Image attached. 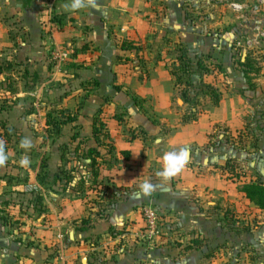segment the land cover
Segmentation results:
<instances>
[{
    "label": "crops",
    "instance_id": "0c3cea01",
    "mask_svg": "<svg viewBox=\"0 0 264 264\" xmlns=\"http://www.w3.org/2000/svg\"><path fill=\"white\" fill-rule=\"evenodd\" d=\"M67 3L0 0V60L12 63L0 73V122L9 130L0 264H264V209L239 191L248 182L264 186V84H248L232 65L236 45L215 47L233 33L229 0L208 1L198 20L182 0H96L71 13ZM123 41L133 46L122 49ZM179 44L190 58L215 59L205 81L220 100L199 94L207 109L194 118H186L166 63ZM53 47L65 63L52 58ZM47 113L73 120L57 132ZM94 120L103 123L99 143ZM25 138L30 149L20 147ZM185 146V169L158 177L163 153ZM89 149L97 153L92 166L83 156ZM25 155L28 166L20 164ZM41 164L49 188L38 182ZM144 180L155 191L138 196ZM146 205L162 228L152 239Z\"/></svg>",
    "mask_w": 264,
    "mask_h": 264
},
{
    "label": "trees",
    "instance_id": "16d2710c",
    "mask_svg": "<svg viewBox=\"0 0 264 264\" xmlns=\"http://www.w3.org/2000/svg\"><path fill=\"white\" fill-rule=\"evenodd\" d=\"M53 20H57L58 17L56 15L53 16ZM180 45V44H179ZM122 49H129L130 46H133L132 43L123 41L121 43ZM174 50V49H173ZM174 57V60H172L171 65L169 66L171 68V73L175 79V82L180 85L181 90V96L184 99V101L189 102L191 109V118H194L195 116V98L199 94L208 96L212 102L213 105H217L220 100V94L218 92V89L211 85L210 83H207L204 80V76L208 75L209 73V67L204 63V60L200 58V56H195V60H192L187 55L186 48L183 46H177L172 52ZM208 57V56H207ZM240 70L244 74V77H246V82L248 84H251V77L250 74H257L259 72L258 67L254 66V61L252 57L247 54L245 56L244 61H238ZM12 66V63L6 60H0V73L5 72L6 70H9ZM8 90L13 93L14 87L12 84L7 85ZM189 92L193 93V96L190 97ZM189 95V96H188ZM57 113H61L64 115V111H57ZM46 124L52 125L53 129L57 132L59 131V125L65 124L68 122H71L73 120L72 117L69 115L65 116L64 120L60 119H52L51 113L46 114ZM95 119V118H94ZM103 128V123L97 122L94 120V127L92 131V136L94 137V140L96 143H99V134L101 133V130ZM8 129L5 127L3 123L0 122V138L4 139V142L8 139ZM74 138H72L73 140ZM5 145V144H4ZM125 153V151H122ZM97 153L93 149H89L87 154L83 155L84 157L90 159V166L95 164L94 156H96ZM63 156V155H62ZM63 158V157H62ZM44 164H41L40 170L38 172L37 178L40 185H42L44 188H49L46 186V180L48 175L43 170ZM229 172L233 171L232 165L228 168ZM230 176V175H229ZM236 177L235 175H232V177ZM239 191L243 194V196L252 204H254L256 207L260 209H264V186L261 183L258 182H248L241 185L239 188Z\"/></svg>",
    "mask_w": 264,
    "mask_h": 264
},
{
    "label": "rangeland",
    "instance_id": "374dc122",
    "mask_svg": "<svg viewBox=\"0 0 264 264\" xmlns=\"http://www.w3.org/2000/svg\"><path fill=\"white\" fill-rule=\"evenodd\" d=\"M183 2H188L193 8H196V10H193L194 13L193 17L198 20L200 16L203 17L204 11H205V6L208 4L207 2L210 0H182ZM218 2L220 0H217ZM204 7V8H203ZM198 8H203L199 10ZM229 29L231 32L233 29V33L229 34V39L228 43L226 41H216L217 44H215L217 47V50H222L224 48H232L234 45H236V49L238 50V53L232 55L231 58V63L234 67H236L239 72H241V68L239 66V60L244 61L245 56L249 54L253 61H254V66L258 67L259 72L257 74H250L251 79L255 78V83H261L264 84V74L261 73L260 69L264 67V2L259 1V0H229ZM199 10V11H198ZM191 15V14H190ZM236 15H238L236 17ZM238 21L239 25L236 24ZM247 39H256L257 43H255L252 47L247 48L245 45V42ZM239 42V43H236ZM234 43V44H233ZM233 44V45H232ZM216 50V51H217ZM243 54L245 55L243 58ZM198 56V55H196ZM192 57V56H191ZM204 60V63L208 66L214 65V58L207 57V55L200 56ZM192 60H195V58L192 57ZM218 61V59H216ZM215 61V62H216ZM136 62V61H135ZM220 62V61H219ZM169 66L171 65L172 61L171 58L168 59L166 62ZM215 66L216 68H219L220 66L216 63ZM215 68V69H216ZM220 69V68H219ZM217 72H220L219 70L216 69ZM242 73V72H241ZM209 74V73H208ZM242 75H244L242 73ZM212 76L211 74L205 75V79H210ZM208 77V78H207ZM244 77V76H243ZM246 80V77H244ZM251 82H253L251 80ZM254 83V82H253ZM264 92V91H263ZM184 100V99H183ZM205 98L202 96H198L197 100H195V114L197 113H204L205 109H207V103H205ZM187 105V110H186V118H191V107L189 102H186ZM205 103V104H204ZM29 108V106H25L24 111ZM196 117V116H195ZM0 141H2L4 144V139L0 138ZM262 141V145L264 144V136ZM17 142L13 143L12 145L14 146ZM215 155L221 156L224 155V152L219 153L216 152L214 153ZM232 155V154H230ZM234 155H232L233 157ZM235 159V156H234ZM236 162V161H234ZM152 208L154 206L150 205Z\"/></svg>",
    "mask_w": 264,
    "mask_h": 264
},
{
    "label": "clouds",
    "instance_id": "9594fccd",
    "mask_svg": "<svg viewBox=\"0 0 264 264\" xmlns=\"http://www.w3.org/2000/svg\"><path fill=\"white\" fill-rule=\"evenodd\" d=\"M96 0H69V3L65 5V11L77 12L82 9H88L95 7ZM20 147L22 149H30L32 147V142L30 139L25 138L21 141ZM7 161V154L5 150V145L0 141V165H3ZM190 161V149L188 147H180L178 149L170 150L164 152L159 158L160 170L156 173L164 181H168L181 173L186 165ZM30 163L28 157L25 155L21 160L20 164L22 166H28ZM155 185L151 183L150 180H144L139 185L138 196H148L155 191Z\"/></svg>",
    "mask_w": 264,
    "mask_h": 264
},
{
    "label": "built area",
    "instance_id": "2783aa9c",
    "mask_svg": "<svg viewBox=\"0 0 264 264\" xmlns=\"http://www.w3.org/2000/svg\"><path fill=\"white\" fill-rule=\"evenodd\" d=\"M259 1L264 2V0ZM261 34L264 35L263 33ZM255 43H257L256 39H247L245 45L247 48H250ZM51 56L54 60L57 61L59 65L65 63V54L60 52L59 48L53 47V49L51 50ZM25 188L31 191L39 188V185L27 184ZM141 217L144 222L145 236L148 239H152L153 237L161 233L162 228L159 223V212L157 211V209H155L154 207L152 208L150 205L143 206L141 208ZM59 237H61V235H59Z\"/></svg>",
    "mask_w": 264,
    "mask_h": 264
},
{
    "label": "water",
    "instance_id": "95a60500",
    "mask_svg": "<svg viewBox=\"0 0 264 264\" xmlns=\"http://www.w3.org/2000/svg\"><path fill=\"white\" fill-rule=\"evenodd\" d=\"M244 56H245V55L243 54V58H244ZM83 261L85 262V259H84Z\"/></svg>",
    "mask_w": 264,
    "mask_h": 264
}]
</instances>
